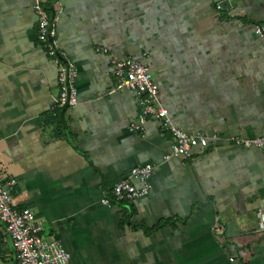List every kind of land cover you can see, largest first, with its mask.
<instances>
[{
  "label": "crops",
  "instance_id": "0c3cea01",
  "mask_svg": "<svg viewBox=\"0 0 264 264\" xmlns=\"http://www.w3.org/2000/svg\"><path fill=\"white\" fill-rule=\"evenodd\" d=\"M33 3L0 0V178L18 183L16 208L71 264H264V150L228 142L264 137V0H47L78 70V105L64 109ZM114 57L149 67L174 126L220 142L164 162L172 136L152 120L129 131L137 98L118 88ZM147 165V197L101 205ZM16 263L0 221V264Z\"/></svg>",
  "mask_w": 264,
  "mask_h": 264
},
{
  "label": "built area",
  "instance_id": "2783aa9c",
  "mask_svg": "<svg viewBox=\"0 0 264 264\" xmlns=\"http://www.w3.org/2000/svg\"><path fill=\"white\" fill-rule=\"evenodd\" d=\"M47 1V0H46ZM44 0H34L33 10L37 18V39L46 57L58 65L59 97L57 107L74 108L78 105L76 80L78 70L73 62L65 61L58 51L57 24L53 22L44 8ZM218 10L222 7L218 6ZM256 35L264 38V26H257ZM98 52L109 53L107 48H98ZM113 74L118 88L136 95L138 119L129 131L141 133L149 121H155L160 129L172 136L171 151L165 155L164 162L173 158L188 156L197 148L207 149L211 143L220 142V138L203 134L188 135L174 126L168 111L159 103V88L155 84L149 67L134 58L112 59ZM228 142L246 150H264V137L251 139L231 137ZM155 167L147 165L134 168L123 180L111 189V198L103 197L101 205L111 208L113 204L131 202L149 195V180ZM136 181L142 183L139 188ZM18 186L15 180L0 178V221L6 226L7 233L16 251V264H71V256L60 240L43 236V228L36 221L30 209H17L14 193ZM258 228L264 232V211L258 213Z\"/></svg>",
  "mask_w": 264,
  "mask_h": 264
},
{
  "label": "water",
  "instance_id": "95a60500",
  "mask_svg": "<svg viewBox=\"0 0 264 264\" xmlns=\"http://www.w3.org/2000/svg\"><path fill=\"white\" fill-rule=\"evenodd\" d=\"M44 1H46V0H44Z\"/></svg>",
  "mask_w": 264,
  "mask_h": 264
}]
</instances>
